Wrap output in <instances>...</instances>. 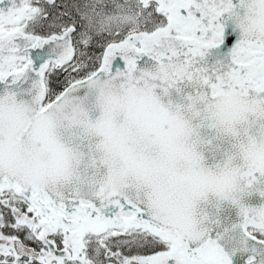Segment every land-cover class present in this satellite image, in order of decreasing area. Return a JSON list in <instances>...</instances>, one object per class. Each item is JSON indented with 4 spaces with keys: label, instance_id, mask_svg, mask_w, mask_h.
<instances>
[{
    "label": "snow or ice",
    "instance_id": "6c2138e0",
    "mask_svg": "<svg viewBox=\"0 0 264 264\" xmlns=\"http://www.w3.org/2000/svg\"><path fill=\"white\" fill-rule=\"evenodd\" d=\"M0 264H264V0H0Z\"/></svg>",
    "mask_w": 264,
    "mask_h": 264
}]
</instances>
